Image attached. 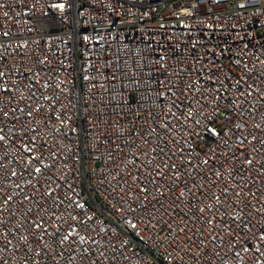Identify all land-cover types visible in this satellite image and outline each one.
<instances>
[{"label": "built area", "instance_id": "built-area-1", "mask_svg": "<svg viewBox=\"0 0 264 264\" xmlns=\"http://www.w3.org/2000/svg\"><path fill=\"white\" fill-rule=\"evenodd\" d=\"M0 264H264V0H0Z\"/></svg>", "mask_w": 264, "mask_h": 264}]
</instances>
